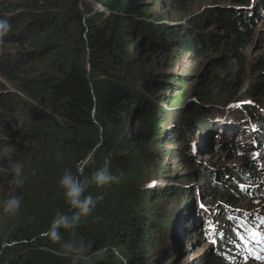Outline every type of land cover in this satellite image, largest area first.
<instances>
[{
    "label": "trees",
    "instance_id": "16d2710c",
    "mask_svg": "<svg viewBox=\"0 0 264 264\" xmlns=\"http://www.w3.org/2000/svg\"><path fill=\"white\" fill-rule=\"evenodd\" d=\"M89 1L102 7L104 12L93 10L86 0H62L55 6L64 10L65 18L71 20L67 27L68 33L73 35L70 58L65 53L67 43L61 39H56L52 45L45 44L46 39L60 29V22L52 19L54 13L41 17L24 11L20 32H14L17 25L13 20L9 24L10 30L6 34L9 42L31 41L33 47L25 55L4 57L9 63L0 68L4 80L0 86L14 89L4 93L11 97L7 105L0 99V131L2 136L10 135L11 131L20 135L26 130L24 127H28L30 137L39 145L64 149L63 153L70 156L66 160L71 162V169H79L82 176H91L111 154L112 171L114 174L122 171L123 179L107 190L104 199L80 226L78 233L92 245L90 264H151L154 261L152 252L163 245L169 232L175 229L170 215L180 214L184 209V194L190 195L189 188L182 186L183 189L174 191L160 186L156 182L164 176L166 169L160 166L157 174L154 169L158 165L154 162V167L148 163L151 175H156L152 179L154 183L141 189L138 182L142 177L137 174L139 166L134 163V151L130 150L125 156L116 153L136 144L159 146V137L167 136L168 126L179 127L178 123L184 122L183 126L192 130L209 128L210 123L207 119L195 117L191 111H179L180 115L183 114L181 122L168 120L154 94L155 89L168 84L158 81L156 76L148 73V69H143L144 66L138 68L136 59L121 51L120 43L127 33L128 42L134 43L138 37L139 47L146 48L148 52L157 51L165 39L163 27L156 25L153 18L151 20L155 14L143 4L144 0ZM230 1L237 6L248 2ZM32 2L40 3L38 0ZM235 18L231 15L221 22L226 36L222 57L239 55L247 40L241 35L248 36L251 32L247 30L245 20ZM230 35L237 39L227 51ZM212 50L217 52L219 46L214 45ZM53 53L59 61H51ZM63 57L66 60H62ZM218 59L215 61L220 62L223 58ZM259 70L260 75L247 90L244 91L239 82L222 81L217 94L231 98L243 93L257 106L264 107V62L259 64ZM14 108L18 111H13ZM241 110L238 113L246 114L245 118L254 123L263 116L256 106L242 110L245 113ZM24 118L33 125L22 124ZM254 137L260 146L264 144V131L255 132ZM231 147H227L225 154ZM93 148L96 149L95 155L87 159ZM249 156L247 154L245 159ZM245 174L232 176V181L225 183L219 180L221 184L218 185L213 182L212 174L204 170L202 190L213 198L236 205L241 202L239 197L243 193L233 179L242 182L244 177L247 178ZM60 176L49 178L42 183L40 192L27 196L26 219L9 241H5L12 247L6 248L5 243L0 242V264H70L62 255L60 244L49 236L48 231L55 212L67 211L58 186ZM89 192L95 195L97 190L92 186ZM200 264H212V260L203 258Z\"/></svg>",
    "mask_w": 264,
    "mask_h": 264
},
{
    "label": "rangeland",
    "instance_id": "374dc122",
    "mask_svg": "<svg viewBox=\"0 0 264 264\" xmlns=\"http://www.w3.org/2000/svg\"><path fill=\"white\" fill-rule=\"evenodd\" d=\"M32 1L0 0V19H7L9 24L13 20L17 25L13 29L14 32H20L23 27L20 19L24 11L41 17L54 13L52 19L60 22V29L50 39H46L45 44L52 45L56 39H61L67 43L65 53L70 58L73 35L68 33L67 27L71 20L65 18L64 10L55 8L62 0H38L39 4ZM86 2L91 4L93 10L104 12L99 5L89 0ZM27 4L29 6H26ZM143 4L155 14L151 20L162 19L155 22L156 25L163 27L162 31L166 34L163 36L165 39L161 47L155 52H148L146 48L139 47L138 37L134 43L128 42V33L125 34L120 47L130 58L136 59L138 68L144 66L143 69H148V73L156 76L158 81L168 84L166 87L155 89L154 92L163 105L158 106L167 113L168 120L182 121L183 114L180 115L179 107L191 92L204 94L218 91L222 81L239 82L243 85V90H246L260 75L259 64L264 62V0H248L247 4L242 6L234 5L230 0H144ZM232 8L237 10L229 11ZM219 9L226 11L221 12ZM231 15L236 16V20H245L247 30L251 32L248 36L244 33L241 35L247 37V40L239 55L222 57L226 36L221 22ZM236 39L232 35L228 37L227 51ZM216 44L219 46L217 52L212 50ZM31 47H33L31 41L12 43L7 40L6 35L0 37V68L9 63L4 57L25 55ZM55 49L53 48L54 51ZM220 57L223 58L222 61H215L220 60L218 59ZM50 59L52 62L59 61L55 53ZM62 60H66L65 57ZM3 81L0 75V83L3 84ZM13 89L9 86H6V89L0 86V99L2 98L6 105L11 97L5 95V92H13ZM254 106L261 109L263 114L255 123L245 118L246 114L226 111L225 115L207 119L208 124L210 123L209 128L191 130L181 122L178 123L179 127H167V136L159 137V146L151 144L130 146L129 149L134 151V163L139 166L137 174L142 177L138 182L141 189L154 183L152 179L156 175H151V170H148V163L154 167L152 164L154 162L158 165L154 169L157 174L160 166L166 169L164 176L156 182L160 186H166L174 191L180 190L182 186L189 188L190 195L184 194L186 197L183 201L184 209L180 214L170 215L175 229L169 232L163 245L152 252L154 261L151 264H200L203 258L211 259L212 264H264L256 262L249 256L237 257L233 251L227 249L218 248L216 251L214 242L210 244L212 237L209 232L213 225L229 231L235 229L240 231L237 222L246 221L251 224L257 219L264 218V196L255 193L260 190L257 187L260 183L256 178L259 155L256 151L264 154V149L254 137L255 132L264 131V107L257 106L255 101ZM13 111H18V108H14ZM25 122L32 124L24 118L21 123ZM24 128L26 130L20 135L11 131L10 135L4 134L6 137L2 136L3 132L0 131V242L4 243L9 241L13 232L26 219L27 196L40 192L43 189L42 183L61 175L65 168L72 167L71 162L66 160V157L70 156L63 153L64 149L55 148L53 145L49 147L45 146L46 144L39 145L30 137L29 128ZM46 143L48 144L47 140ZM227 147H231V150L225 154ZM57 153L62 155V160L56 159ZM247 154L250 158L245 159ZM10 159L20 160L24 165L27 180L21 189L9 185L11 174L7 165ZM204 170L212 174L213 182L218 185L221 184L219 180H223L224 183L232 181L230 179L232 176L245 172L254 179H249L246 175L247 178L244 177L242 182L233 179L235 185L240 186L243 195L239 197L241 202L232 205L203 192L201 185L204 183L201 181V175ZM251 170L255 175L249 174ZM222 177L223 179H220ZM228 183L234 185L233 182ZM14 193L22 196V209L17 216L7 217L2 212V204L7 196ZM228 217H232L234 222L225 221ZM233 245L230 244L236 251ZM4 246L9 248L12 244L5 243Z\"/></svg>",
    "mask_w": 264,
    "mask_h": 264
},
{
    "label": "clouds",
    "instance_id": "9594fccd",
    "mask_svg": "<svg viewBox=\"0 0 264 264\" xmlns=\"http://www.w3.org/2000/svg\"><path fill=\"white\" fill-rule=\"evenodd\" d=\"M9 28L8 21L0 19V37L5 36ZM129 151L128 147H124L116 154L125 156ZM95 152V148L91 149L87 159H91ZM109 157L104 159L102 166L97 167L91 176H82L79 174V169L73 171L71 168H65L59 178L58 186L62 190L67 211L55 212L48 231L49 236L60 244L62 255L70 261V264H90L92 245L79 235L78 229L93 214L97 204L104 199L107 190L123 179L122 171L118 174L112 171V161ZM56 159L62 160L63 157L57 153ZM7 168L11 174L9 185L15 189L23 188L27 180L23 163L20 160L10 159ZM92 186L97 190L95 195L89 192ZM22 203L23 198L19 194L7 196L2 204L3 214L7 217L17 216L21 212Z\"/></svg>",
    "mask_w": 264,
    "mask_h": 264
},
{
    "label": "water",
    "instance_id": "95a60500",
    "mask_svg": "<svg viewBox=\"0 0 264 264\" xmlns=\"http://www.w3.org/2000/svg\"><path fill=\"white\" fill-rule=\"evenodd\" d=\"M232 10L235 11L237 10V8L236 9L232 8L229 11L232 12ZM219 11L225 12L226 9H219ZM159 20L162 19H158L155 22H158ZM215 92L216 93H204V94L191 92L190 94L187 95L186 99H184V101L181 103L182 105L179 107L181 108L180 111L186 113L191 111L192 115H194L199 119H213L219 115H225L226 111H229L230 113L238 111L240 109H242L243 111H247L252 106H254V100H252L251 98H247L246 96H243V93L229 98V97L220 96L217 94V91ZM208 94L211 96L207 97L206 95ZM153 100L157 102L156 99ZM159 104L162 105L161 102ZM242 110L241 112H243Z\"/></svg>",
    "mask_w": 264,
    "mask_h": 264
},
{
    "label": "bare ground",
    "instance_id": "6f19581e",
    "mask_svg": "<svg viewBox=\"0 0 264 264\" xmlns=\"http://www.w3.org/2000/svg\"><path fill=\"white\" fill-rule=\"evenodd\" d=\"M258 103V102H257ZM244 113V112H243ZM255 175V173H253ZM241 175V174H240ZM246 175V174H245ZM251 175V174H250ZM241 176H244V175H241ZM247 177H249L248 175H246ZM257 178V177H256Z\"/></svg>",
    "mask_w": 264,
    "mask_h": 264
}]
</instances>
